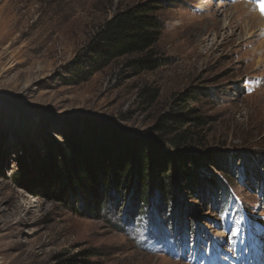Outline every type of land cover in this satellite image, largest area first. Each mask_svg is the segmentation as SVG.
Returning a JSON list of instances; mask_svg holds the SVG:
<instances>
[{
  "label": "rangeland",
  "instance_id": "rangeland-1",
  "mask_svg": "<svg viewBox=\"0 0 264 264\" xmlns=\"http://www.w3.org/2000/svg\"><path fill=\"white\" fill-rule=\"evenodd\" d=\"M147 2L152 49L92 67ZM263 42L264 0H0V264H264ZM97 141L127 182L41 185Z\"/></svg>",
  "mask_w": 264,
  "mask_h": 264
},
{
  "label": "trees",
  "instance_id": "trees-1",
  "mask_svg": "<svg viewBox=\"0 0 264 264\" xmlns=\"http://www.w3.org/2000/svg\"><path fill=\"white\" fill-rule=\"evenodd\" d=\"M158 9V6L153 2H147L114 13L98 28L91 40L90 49L98 58L89 64L94 67L115 57L149 52L157 43L163 25L157 14ZM149 59L145 57L140 65L149 63ZM171 141L173 143L171 145H177L173 140ZM95 145L100 148L99 156L95 154L94 158L88 159L87 164L83 163L84 165H75L76 162L73 160L76 161V157L72 159L66 155H62L59 160H50L52 162L49 165L43 161L44 167L41 170L44 172H40L38 175L42 181L41 185L56 193L58 190H62V187L67 183L70 184V189L87 199V191L92 187H108L115 179L127 182L126 163L120 165L119 171L114 170L112 161L105 154L107 148L100 145L99 141ZM71 147L70 155L74 156V147ZM103 153L104 156H102ZM129 154V150L123 151V158L130 159ZM140 160L144 170H147L150 165L148 157L143 156ZM110 172H113L112 178L108 177ZM122 173L125 174L123 178L121 177ZM143 174L147 175L146 172Z\"/></svg>",
  "mask_w": 264,
  "mask_h": 264
},
{
  "label": "bare ground",
  "instance_id": "bare-ground-1",
  "mask_svg": "<svg viewBox=\"0 0 264 264\" xmlns=\"http://www.w3.org/2000/svg\"><path fill=\"white\" fill-rule=\"evenodd\" d=\"M242 6H244V7H242V8H244L245 9V7H247L246 5H242ZM254 23V22H253ZM256 25L255 26H253V24H250L251 25V27H257L258 25H257V23H255ZM230 25V22L228 23V26ZM232 25V24H231ZM249 25V24H248ZM246 27V26H245ZM250 27V28H251ZM264 43V42H263ZM264 47V46H263Z\"/></svg>",
  "mask_w": 264,
  "mask_h": 264
}]
</instances>
